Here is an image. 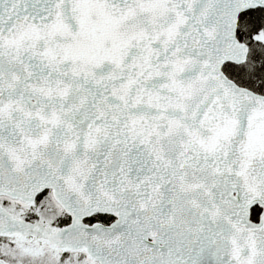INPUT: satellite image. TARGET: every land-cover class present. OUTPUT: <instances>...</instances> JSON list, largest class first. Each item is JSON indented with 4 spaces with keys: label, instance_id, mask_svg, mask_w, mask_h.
<instances>
[{
    "label": "snow or ice",
    "instance_id": "6c2138e0",
    "mask_svg": "<svg viewBox=\"0 0 264 264\" xmlns=\"http://www.w3.org/2000/svg\"><path fill=\"white\" fill-rule=\"evenodd\" d=\"M0 264H264V0H0Z\"/></svg>",
    "mask_w": 264,
    "mask_h": 264
}]
</instances>
